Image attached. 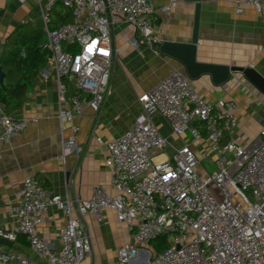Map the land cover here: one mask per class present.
I'll list each match as a JSON object with an SVG mask.
<instances>
[{"label": "built area", "instance_id": "built-area-1", "mask_svg": "<svg viewBox=\"0 0 264 264\" xmlns=\"http://www.w3.org/2000/svg\"><path fill=\"white\" fill-rule=\"evenodd\" d=\"M59 1L71 10L73 21L51 31L50 13ZM231 1L237 13H242L244 6L256 11L264 30V0ZM174 5L172 2L162 11H170ZM153 14L151 0L48 1L43 12V49L49 52L58 82L60 124H71L63 141L64 156L82 152L76 140V120L87 109L99 114L105 101L117 57L113 26L120 21L129 25L158 54L155 46L161 41ZM69 44L77 50L67 49ZM49 76L46 71L40 77L47 80ZM68 86L76 91L72 96ZM138 103L141 112L133 126L107 144L110 193L96 186L87 200H64L35 177H27L15 203L7 202L15 227H0V239L14 242L21 234L46 264H82L92 254L84 217L94 214L101 220L103 211L112 210L134 240L119 248L118 264H131L142 255L147 264H264V142L250 153L234 139L225 140L237 126V103L232 99L208 103L182 72L164 79L139 97ZM157 115L167 121L172 135L183 138L189 133L194 144H204L200 158L191 144L184 143L174 149L171 159L157 161L171 147L153 122ZM195 123L202 125L205 135ZM27 128L28 121L9 116L0 105V148ZM260 135L264 138V129ZM209 157H213L216 170L204 173L203 178L199 173L201 158ZM74 205L76 219L71 217ZM52 206L68 218L59 232V251L40 231ZM161 236L168 244L163 252L144 251ZM0 264L33 262L0 245Z\"/></svg>", "mask_w": 264, "mask_h": 264}, {"label": "crops", "instance_id": "crops-1", "mask_svg": "<svg viewBox=\"0 0 264 264\" xmlns=\"http://www.w3.org/2000/svg\"><path fill=\"white\" fill-rule=\"evenodd\" d=\"M48 1L24 0L21 3L16 0H0L1 67L2 60L9 57V46L22 31L42 32L43 44L45 43L43 12ZM151 1L156 35L161 44L191 42L195 10L199 5L197 62L253 68L264 78V30L259 14L251 7L244 6L242 13H237L231 0ZM172 2L175 5L170 11L163 12ZM112 37L117 57L105 101L99 114L87 109L82 118L76 120L79 125L76 140L82 147L80 154L64 156L63 153V141L70 134L71 124L66 121L63 126L60 124L58 82L49 59L28 92L23 107L13 115L28 121V128L0 148V227L6 230L15 227L14 220L8 215L7 202L15 203L23 188V180L30 176L64 200H87L96 186H101L110 193L111 175L105 163L107 144L133 126L141 112L139 97L172 74L184 73L179 63L157 54L139 33L124 22L120 21L113 26ZM161 44L155 46L156 50H159ZM65 47L72 48L73 52L77 50L72 44ZM22 53L24 52H21V56ZM22 57H25V53ZM46 71L50 76L43 80L40 76ZM190 83L208 103L215 104L221 99H232L237 103V126L226 141L232 138L250 153L264 142L260 135L264 129V95L243 76L233 75L222 86L214 85L209 76H202ZM75 92L71 88L68 95L72 96ZM153 122L171 144L157 161L171 159L174 149L181 148L184 143L191 144L200 158L204 144H194L189 133L183 138L172 135L169 124L160 115L155 116ZM194 126L202 128L199 124ZM71 217H78L76 205L71 209ZM67 222L66 213L52 206L40 228L57 251L61 249L59 232ZM83 222L91 240L92 254L82 264H118L119 248L125 243L134 242L132 234L124 224L117 221L112 210L103 211L101 220L94 214H88ZM2 246L8 251L30 258L33 264H46L31 251L24 235H18L11 246ZM144 251L156 253L152 244L145 246ZM131 264H147L145 255Z\"/></svg>", "mask_w": 264, "mask_h": 264}, {"label": "trees", "instance_id": "trees-1", "mask_svg": "<svg viewBox=\"0 0 264 264\" xmlns=\"http://www.w3.org/2000/svg\"><path fill=\"white\" fill-rule=\"evenodd\" d=\"M71 21V10L64 8L62 1H59L50 13L48 27L51 31L56 30ZM43 42L42 32L27 33L24 30L9 46V57L4 58L1 62L6 78L4 88L0 86V105L9 116H13L23 107L26 96L38 79L41 69L47 65L50 55L43 49ZM22 51L25 53L24 58L21 56ZM196 124L201 125L200 123ZM200 129L205 135V130ZM151 244L156 254L163 252L168 245L163 236L155 239Z\"/></svg>", "mask_w": 264, "mask_h": 264}, {"label": "water", "instance_id": "water-1", "mask_svg": "<svg viewBox=\"0 0 264 264\" xmlns=\"http://www.w3.org/2000/svg\"><path fill=\"white\" fill-rule=\"evenodd\" d=\"M200 6H196L191 42L188 44L163 42L158 52L183 67L184 74L190 81H196L202 76H209L216 86L227 84L233 75L239 74L250 82L264 95V78L253 68H237L231 66H216L197 62L199 44ZM6 74L0 66V86H5ZM0 244L11 246L12 242L0 239Z\"/></svg>", "mask_w": 264, "mask_h": 264}, {"label": "rangeland", "instance_id": "rangeland-1", "mask_svg": "<svg viewBox=\"0 0 264 264\" xmlns=\"http://www.w3.org/2000/svg\"><path fill=\"white\" fill-rule=\"evenodd\" d=\"M70 89H71V87L70 86H68V90L70 91ZM106 96H107V94H106ZM106 96H105V98H106ZM201 164H200V166H199V173H200V175H201V177H205V176H203V172L204 173H207V174H212L215 170H216V165H215V163L213 162V157H209V158H207V159H203V158H201Z\"/></svg>", "mask_w": 264, "mask_h": 264}]
</instances>
